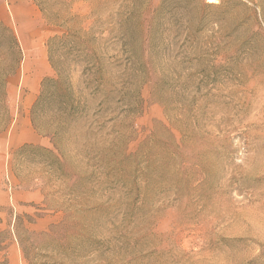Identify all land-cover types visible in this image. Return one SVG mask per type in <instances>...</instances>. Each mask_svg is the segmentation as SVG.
<instances>
[{
  "label": "rangeland",
  "instance_id": "374dc122",
  "mask_svg": "<svg viewBox=\"0 0 264 264\" xmlns=\"http://www.w3.org/2000/svg\"><path fill=\"white\" fill-rule=\"evenodd\" d=\"M0 264H264V0H0Z\"/></svg>",
  "mask_w": 264,
  "mask_h": 264
},
{
  "label": "trees",
  "instance_id": "16d2710c",
  "mask_svg": "<svg viewBox=\"0 0 264 264\" xmlns=\"http://www.w3.org/2000/svg\"><path fill=\"white\" fill-rule=\"evenodd\" d=\"M88 52V51H87ZM93 54L92 51L89 52V56H91ZM49 82H51L50 80H48ZM46 80L45 83H43L42 85V90H41V94L39 95V97L36 99V101L34 102L33 106H32V112L33 114L35 112L38 111V108H40V106L43 104L42 99L44 98V94H45V89H46V83L48 82ZM59 113L60 114H66L64 116L67 117H72V118H76L79 114V109H78V104H75L73 101H66V102H59ZM28 150H36V151H41L44 154H48L49 151L45 150L44 148H41L39 146H35V145H23L21 146L17 151L18 153H23L25 151Z\"/></svg>",
  "mask_w": 264,
  "mask_h": 264
},
{
  "label": "crops",
  "instance_id": "0c3cea01",
  "mask_svg": "<svg viewBox=\"0 0 264 264\" xmlns=\"http://www.w3.org/2000/svg\"><path fill=\"white\" fill-rule=\"evenodd\" d=\"M33 138V140L31 141V142H37V140H36V137H32Z\"/></svg>",
  "mask_w": 264,
  "mask_h": 264
}]
</instances>
